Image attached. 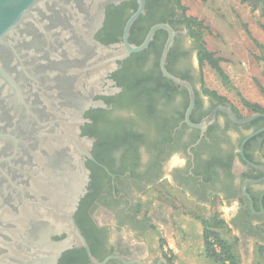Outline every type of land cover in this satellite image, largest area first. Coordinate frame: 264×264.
I'll return each mask as SVG.
<instances>
[{
	"label": "flooded vegetation",
	"instance_id": "obj_1",
	"mask_svg": "<svg viewBox=\"0 0 264 264\" xmlns=\"http://www.w3.org/2000/svg\"><path fill=\"white\" fill-rule=\"evenodd\" d=\"M241 1L264 16V0ZM108 7V24L97 37L106 44L122 42L139 2ZM187 16L178 0H145L128 39L141 44L154 25H168L174 39L165 67L194 89L189 119L200 124L214 113L213 119L204 130L187 121L189 89L165 76L161 67L168 28L157 29L144 50L119 61L110 75L117 90L96 97L106 107L91 108L90 114L88 110L85 117L90 121L82 127V135L94 139L93 158H87L90 182L75 219L96 263L84 247H74L65 251L62 264H173L152 238L149 244L158 252L153 256L143 236L179 212V193L184 200L181 211L187 215L189 203L206 205L219 199L230 208L229 220L241 233L255 236V229L264 225V101H252L259 107L243 114L227 98L204 91L200 48ZM262 54L264 59V50ZM257 86L264 96L259 78ZM229 107L239 119L260 115L240 123L230 117Z\"/></svg>",
	"mask_w": 264,
	"mask_h": 264
},
{
	"label": "water",
	"instance_id": "obj_2",
	"mask_svg": "<svg viewBox=\"0 0 264 264\" xmlns=\"http://www.w3.org/2000/svg\"><path fill=\"white\" fill-rule=\"evenodd\" d=\"M125 1L0 0V264H57L74 247L96 261L75 219L93 158L94 139L82 135L85 114L106 107L96 97L117 90L110 75L119 61L144 50L157 29L170 31L165 76L190 92L187 121L204 130L214 117L190 121L194 89L165 67L174 39L168 25H154L141 44L129 41L145 0H138L122 42L98 39L108 6ZM226 110L240 123L260 115L239 119Z\"/></svg>",
	"mask_w": 264,
	"mask_h": 264
},
{
	"label": "rangeland",
	"instance_id": "obj_3",
	"mask_svg": "<svg viewBox=\"0 0 264 264\" xmlns=\"http://www.w3.org/2000/svg\"><path fill=\"white\" fill-rule=\"evenodd\" d=\"M181 1L186 6L189 15L197 17L208 26L209 29L196 28V30L201 34V39L208 49L215 52L216 56L223 58L221 66L229 77V81L225 83L214 68L209 64H204L203 74L206 86L216 90L220 95L233 102L243 114H250L251 111L241 101L242 98H246L250 102L255 100L264 101V96L259 94L257 86L258 78L264 83V77L262 76L264 66L262 51L264 49L259 48L255 43V40H257L264 46V16L261 15L259 10L250 6L249 3L241 0ZM245 25H247L251 34L248 33ZM155 198L156 195L150 197L149 201L152 203ZM183 201V196L179 193V197L175 199V207L179 209V212L174 213L172 216L177 225L179 224L178 217L180 215L194 219L200 215L203 217L202 219H209L218 214L222 219L223 217L226 219L231 218L230 208L219 199L214 200L210 210L205 206L200 207L196 203H189L186 208L188 215L181 211ZM144 207L146 205L143 206V210H145ZM214 210L218 211L214 212ZM222 233L237 245L238 230L233 227L229 219ZM156 240L161 245L159 246L160 254L170 258L169 248L162 247V237L153 241ZM235 251L239 255L236 246ZM251 257L252 255L249 254V261H247L240 254V263L245 261V264H264V251H257L253 261L250 260Z\"/></svg>",
	"mask_w": 264,
	"mask_h": 264
},
{
	"label": "crops",
	"instance_id": "obj_4",
	"mask_svg": "<svg viewBox=\"0 0 264 264\" xmlns=\"http://www.w3.org/2000/svg\"><path fill=\"white\" fill-rule=\"evenodd\" d=\"M213 204L214 202L212 204L197 205L200 207L205 206L210 210ZM217 211L218 210H214V212ZM202 218L203 217L200 215L195 219L180 215L178 217V225L175 224L172 218H170L168 223L159 222L160 225L157 226L156 232L153 230L148 231L143 236V243H146L145 245L147 248L149 246V252L153 253V256H157V249L154 248V245L150 246L149 244L150 239L153 238V240H155L156 238L162 237V247L169 248L168 250L173 257V264H219L207 255L204 240V226L201 221ZM223 219L226 221L227 225L230 217L228 219L223 217ZM255 230L257 232L255 236L241 233L240 231H238L236 236L237 245L235 244V246L239 252V256L241 254L247 261H249V254L252 255L250 260L253 261L257 255V251H261L264 247V225ZM243 263L245 264V261ZM243 263L241 262L240 264Z\"/></svg>",
	"mask_w": 264,
	"mask_h": 264
},
{
	"label": "trees",
	"instance_id": "obj_5",
	"mask_svg": "<svg viewBox=\"0 0 264 264\" xmlns=\"http://www.w3.org/2000/svg\"><path fill=\"white\" fill-rule=\"evenodd\" d=\"M179 3L182 5V8L186 11V6L182 3L181 0H178ZM108 7V11H109ZM187 21L190 23L191 26L194 27L193 29V36L196 37L198 41V46L200 48V60L201 65L209 64L212 68H214L219 76L223 79L225 83L229 81V77L226 74L225 70L221 66V62L223 61L222 57L216 56L215 52L208 49L204 41L201 39V34L196 30V28H208V26L205 25V23L202 20H199L197 17L189 15L187 16ZM108 24V18H106L104 27ZM245 28L247 29L248 33L250 31L248 30L247 25H245ZM209 29V28H208ZM105 29L100 30V34L103 33ZM264 30V26H263ZM255 43L259 48L264 49V46L255 40ZM204 85L205 82H204ZM204 91L208 94L214 95L218 98L225 99L226 97L220 95L216 90L210 89L208 87L204 88ZM244 105L247 106L250 109H257L259 106L253 102H249L244 99ZM91 110L87 113L90 114ZM202 224L204 226V240H205V248L207 255L217 261L219 264H240V258L237 252L235 251V244L234 242L230 241L227 237L224 236L222 233V230L224 229L226 225V221L218 216V214L213 215L209 219H202ZM163 245V242H162ZM264 250V247L261 249V251ZM68 251L63 254V256L60 259V263L62 264L66 260V255ZM170 259L173 260V257L171 256Z\"/></svg>",
	"mask_w": 264,
	"mask_h": 264
}]
</instances>
